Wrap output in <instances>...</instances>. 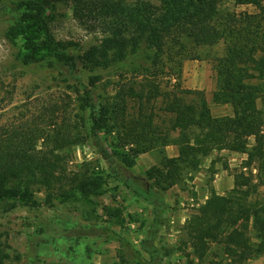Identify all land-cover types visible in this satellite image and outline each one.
I'll return each mask as SVG.
<instances>
[{"label": "trees", "instance_id": "trees-1", "mask_svg": "<svg viewBox=\"0 0 264 264\" xmlns=\"http://www.w3.org/2000/svg\"><path fill=\"white\" fill-rule=\"evenodd\" d=\"M155 1L158 4L153 0L15 3L4 36L19 46L17 61L23 66L66 69L80 96L77 113L63 97L25 122L0 128V205L14 209L31 203L40 191L48 201L52 194L60 201L102 194L101 171L89 163L68 169L72 149L86 140L94 142L113 173L117 162L133 167L140 155L157 151L158 163L145 172L144 193L180 185L214 152L243 154L246 158L233 173L232 188L223 195L210 190L209 201L188 215L180 249H189L187 255L198 264L206 262L214 248L228 264H245L264 255V0H230L235 7H253L252 14L221 12L224 0ZM63 2L73 4L77 18L86 12L91 18L97 11L96 19L102 20L103 39L80 56L72 55L49 29L44 7ZM219 43L224 49L213 66L216 87L211 101L231 107L232 114L224 117L212 115L202 92L184 89L180 83L181 62L190 50ZM140 54L148 65L122 70ZM77 65L89 73L120 65L117 69L126 75L119 76L112 97L95 104L98 76L82 82L73 76ZM165 71L172 72L174 84H162ZM102 136L106 146L100 143ZM168 146L177 148L176 157H166ZM124 186L132 189L127 182ZM153 223H160L156 215ZM113 238L120 240L115 234ZM142 250L150 258L146 264H151L157 250Z\"/></svg>", "mask_w": 264, "mask_h": 264}, {"label": "rangeland", "instance_id": "rangeland-1", "mask_svg": "<svg viewBox=\"0 0 264 264\" xmlns=\"http://www.w3.org/2000/svg\"><path fill=\"white\" fill-rule=\"evenodd\" d=\"M19 1L0 0V128L35 117L43 106L58 98L64 97V102L71 104L76 113L79 106V92L66 69L43 64L23 66L17 61L19 46L9 43L4 34L10 10ZM153 3L158 4L155 0ZM73 8L71 2L52 3L45 6L44 11L55 40L67 44L72 55L80 56L91 46L98 45L105 31L101 18L96 19L97 11L92 14L95 19L92 16L91 19L88 12L77 18ZM219 10L255 12L251 6L235 7L230 0L222 1ZM223 49V43L191 49L187 59L181 62L182 87L202 92L214 117L232 114L230 106L211 101L216 87L213 66ZM131 60L132 65L127 64L122 70L128 71L139 63L149 64L143 54ZM117 66L120 65L89 73L77 65L73 76L82 82H87L89 76H98L93 86V102L99 104L112 97L119 76L126 75ZM165 73L161 77L162 84H174L172 72ZM100 143L107 145L103 136ZM248 145H253L252 139ZM245 157L238 153L214 152L203 161L200 170L187 176L180 185L165 192L144 193L148 189L145 172L153 161L158 163L157 151L139 157L133 167L117 162L113 173L99 157L94 142L86 140L72 149L68 169L74 171L82 163L91 164L102 172L103 193L63 201L52 194L48 201L40 191L34 194L31 203L14 209L6 210L0 205V264H146L150 258L142 247L157 250L151 264H198L187 255L189 249H180L185 239L184 222L188 215L209 201L210 190L223 195L232 188L233 183L227 185L225 179L233 182V173L241 167ZM124 182L132 189H127ZM155 215L160 219L156 226ZM113 234L120 240L114 239ZM202 264H228V261L214 248ZM245 264H264V255Z\"/></svg>", "mask_w": 264, "mask_h": 264}, {"label": "crops", "instance_id": "crops-1", "mask_svg": "<svg viewBox=\"0 0 264 264\" xmlns=\"http://www.w3.org/2000/svg\"><path fill=\"white\" fill-rule=\"evenodd\" d=\"M170 152H171V154H170ZM223 152H225V151H223ZM149 153H151V152H149ZM149 153H146V154H143V155H140L139 157H142V156H144V155H147V154H149ZM164 153H165V155H166V157H168V158H172V157H176L177 156V148L175 147V146H168V147H166L165 149H164ZM231 154H234V153H231ZM138 157V158H139ZM137 158V159H138ZM246 158V157H245ZM136 159V160H137ZM209 161V160H208ZM210 162V161H209ZM153 164L155 163V161H153L152 162ZM153 164H152V166H153ZM157 164V163H156ZM156 164H154V165H156ZM225 183H227V185L229 184V185H231L232 186V180H229V179H225Z\"/></svg>", "mask_w": 264, "mask_h": 264}]
</instances>
